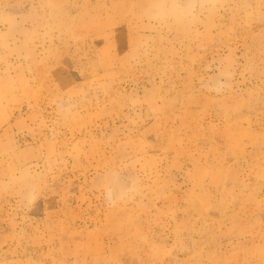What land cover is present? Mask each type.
Masks as SVG:
<instances>
[{
    "label": "rangeland",
    "instance_id": "1",
    "mask_svg": "<svg viewBox=\"0 0 264 264\" xmlns=\"http://www.w3.org/2000/svg\"><path fill=\"white\" fill-rule=\"evenodd\" d=\"M0 264H264V0H0Z\"/></svg>",
    "mask_w": 264,
    "mask_h": 264
}]
</instances>
